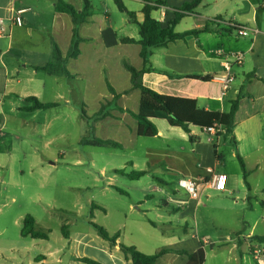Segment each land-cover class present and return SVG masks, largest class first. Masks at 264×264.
<instances>
[{
	"label": "crops",
	"instance_id": "obj_1",
	"mask_svg": "<svg viewBox=\"0 0 264 264\" xmlns=\"http://www.w3.org/2000/svg\"><path fill=\"white\" fill-rule=\"evenodd\" d=\"M64 1L72 4L79 11H82L85 7V0H76V2L75 0ZM158 1L151 0L150 5L157 7L151 15L163 27H166L174 19L176 9L194 0H162L165 3L164 5H158ZM220 1L222 2V0H203L195 12L187 14L176 27L178 33H183L207 23L210 25L211 31L201 33L198 39L194 36H188L184 40H178L165 48L154 49L148 65L151 70L144 73L142 79L145 86L160 94L195 99L199 108L208 111L230 112L233 103L238 101L237 125L234 129L237 146L235 148L230 139L224 135L217 137L212 132L200 129L201 133H199L196 128L191 129V135L195 137V142L191 143L189 134L181 128L170 126L165 118H152L158 129V135L154 139L168 141L178 139L183 143V147L171 148L167 144L165 148L147 149L145 164L149 167L151 164L154 165L161 161H166L167 166H165L171 172L170 177L173 185L178 181L176 185L179 188V193L173 189L174 195L170 199L173 203L172 211L178 212L180 217L184 219L192 216V210H196L195 208L199 205L200 198L199 200L191 198L187 191L179 186V180L192 181L203 193L206 189L214 190L211 186L214 174H226L228 177L226 191L218 192L215 190L216 192L229 196L237 193L239 195L237 197H226L234 205L240 204V201L242 205L247 202V208L251 212H254L257 206L263 210V213L258 218L252 220L251 232L249 235L244 236V243L248 245V248L255 247L253 254L256 259H261V256L264 259L263 253L259 257L254 253L258 247L264 246V243L252 240L254 236H264L254 234L259 222L261 220L264 221V199L262 198L264 196V0L262 2L258 0V3H256V0H231L226 9H221ZM102 2L103 8L101 9L100 7H95L89 1V19L79 30V34L83 38L80 44L81 53L77 59H68L66 63L67 70L71 76L67 77L57 73L48 74L45 72L49 77L43 79V82H45L42 84V89H45L47 82L51 78H56L54 82H50L55 84V87H61L63 83L58 79L65 77L68 82H75L74 84L79 86L77 82L87 77V85L94 89L101 79L104 82L107 95L101 92L100 97H103L104 101L100 102L99 110L103 103L114 99V95L110 93L107 84V82L110 83L108 75L111 68L108 66L113 50L118 52V58L121 59L123 67H125L124 62L129 63L130 57L136 58L137 61L134 66L136 69L142 70L148 67L140 57V45L122 42L126 38L138 41L140 39L139 26L127 17V19H123L125 21L124 28H115L109 20V11L105 8L104 0H101ZM122 2L129 11L136 13L139 23L143 22V9L147 4L145 0H122ZM103 9L105 10L103 11ZM20 10H26L22 14L24 19L23 26L13 25V18ZM26 14L32 15L26 17ZM46 18L49 21H45ZM1 19L4 21L8 32L5 36L0 37V57L4 53L12 55L17 64L9 69L0 68V84H2L0 86V95L4 96L7 93L9 84L16 83V85H21L24 82L22 75H25V77L32 74L37 76L40 71L35 70L32 66L44 65L49 62L44 64L41 62H26V59L27 55L41 52H44L45 56L51 57L52 38L56 43L62 37L69 42V46L66 48V55L63 54L60 48L63 56L67 57L73 36V22L69 15L55 11V0H43L41 5L32 4L31 0H0ZM236 23L242 25V27L257 30L258 33L254 34L251 32L247 37L239 36L237 30L233 28ZM27 24L30 26L24 28ZM128 29L132 30L131 34L127 31ZM37 34L44 38L50 37V44L44 47L42 51L34 43ZM4 40H8L7 44ZM17 48L19 50L23 49L22 51L28 50V54L20 56L13 53ZM85 53L89 59H92L90 66L80 67L76 65ZM235 54L243 55V60L240 64L235 63ZM28 69L32 70V74L26 73ZM226 73L232 74L235 80L228 91L225 92L218 77ZM10 75H12V78H8ZM29 80L32 81L33 79L30 78ZM110 85L120 96L117 104L124 109L137 113L142 99V92L132 89L131 74L130 85L127 88H119L111 83ZM70 91L73 94L75 88ZM27 95L40 99L39 92H32V94ZM55 96L61 98L63 95L59 94L57 90ZM127 97H131V108L119 103V101ZM40 102L52 103L46 102V100H41ZM100 122H103L105 126H114V124L124 126L125 129L122 128L120 133H122L126 142L115 138L110 139L121 142L123 149H128L129 144H137L140 138L137 134L138 121L128 112H120L117 108L112 107L110 115L95 121V125L97 126ZM154 151L156 152V158L155 156L152 157ZM237 152L242 157L249 172L250 191L244 182L242 169L241 171H236L235 168V171H231L228 168V163L231 165H234V162L239 163L236 156ZM208 169H211L213 173H208ZM143 171L147 173L146 167L143 168ZM161 181L159 183H167L166 181ZM159 189L162 191L159 185H151L152 191H158ZM180 191H183L185 195ZM146 197L149 198V195ZM167 207H169L168 203ZM184 207L187 210H184ZM159 216L162 217V215ZM149 223L157 227L151 220ZM1 234H3V231H0ZM67 234L68 238L63 235L67 243H62L60 247L56 248L49 244V239L37 240L32 238L37 244L45 243V246L42 247L44 248L43 254L34 256L35 262L37 264H86L75 260V258L92 257L94 259H90L101 264H127L119 247L111 250L107 243L106 245L97 243L95 237L90 233H69L67 231ZM193 239L196 238L194 237ZM118 242L122 243L120 238ZM189 242L190 240L185 239L183 242H178L162 249L186 250V245ZM201 243L203 242L196 241L195 247L188 252H195L200 248ZM241 243V240H234V247L237 246L239 248ZM130 246L139 249L135 244H130ZM96 247L100 250V257L92 254L93 249ZM162 249H156L154 254ZM12 250L8 249L4 242L0 244V264L19 263L16 261H20V259L16 257L15 250L13 254L11 253ZM69 251H71V255L68 258L67 254ZM187 262V255L167 253L160 257L156 264H186ZM262 262L259 264H264V261ZM204 264H228V261H212L209 263L205 261Z\"/></svg>",
	"mask_w": 264,
	"mask_h": 264
},
{
	"label": "rangeland",
	"instance_id": "obj_2",
	"mask_svg": "<svg viewBox=\"0 0 264 264\" xmlns=\"http://www.w3.org/2000/svg\"><path fill=\"white\" fill-rule=\"evenodd\" d=\"M31 1L37 5L43 3V0ZM89 1L95 7L103 8L101 0ZM230 3L231 0L220 1L221 9H226ZM104 5L109 11L108 17L113 26L124 28L123 19H127V16L118 9L114 0H104ZM31 15L26 14V17ZM45 21L49 20L46 18ZM29 26L27 24L24 28ZM127 31L132 33L130 29ZM35 37L34 43L41 51L50 44L49 36L44 38L37 34ZM4 41L7 44L8 40ZM57 43L66 55L69 42L62 37ZM22 50L17 48L13 53L20 56L28 54V50ZM117 53L112 51L108 78L111 84L127 88L130 85V73L121 64ZM50 60V57L41 52L27 55L26 62L44 64ZM136 61L135 57H130L128 62L135 66ZM91 62L92 59L85 53L76 65L85 67L90 66ZM13 65L17 64L12 55L4 53L0 57L1 69H9ZM27 71L29 75L32 74L31 69ZM22 76L24 82L21 85L9 84L6 95H0V231H3L0 244L6 243L8 249H13L12 254L15 250L16 257L20 259L16 261L18 264H37L34 256L43 254L42 247L45 246V243L37 244L31 237H22L23 219L27 215L36 219L37 230L51 231L49 244L53 248L67 243L62 232L64 226L69 233H90L97 243L106 245L90 224L93 222L104 227L111 235L120 233L122 244H135L139 247L138 250L147 255L154 254L156 249L187 239L190 242L185 247L186 251L192 250L196 241L203 242L205 261L208 263H263L264 259L255 258V247L248 248L244 243V236L251 232L252 220L258 218L263 210L257 206L251 212L247 208V202L242 205L239 199L240 204L234 205L226 197H237V193L229 196L211 189L201 193L199 189L200 203L195 211L192 210L190 218L184 219L178 212L172 211L173 203L170 199L174 195L173 189L176 192L179 190L176 185L178 181L173 185L166 161L149 167L145 161L147 149H161L167 144L171 148L183 147L178 139L168 141L140 137L137 144H129L128 149L85 143V140L94 137L115 138L126 142L120 133L124 126H105L103 122L96 126L94 119L82 117L84 109L87 116L92 118L99 110L100 102L104 101L100 94L102 92L107 95V91L101 79L92 89L87 85V77L77 82L79 86L75 82H68L65 77L57 78L63 83L61 87H55L50 81L54 82L56 78H51L47 87L42 89L45 82L43 79L49 77L45 72L40 71L37 76ZM8 78H12V75ZM30 78L33 80L30 81ZM74 88L75 91L71 94L70 90ZM57 90L63 95L61 98L55 96ZM32 92H39L40 101L56 103L58 107L25 110V107L32 104L25 100L29 97L27 94ZM119 103L131 108V97ZM198 131L201 133L199 129ZM155 153L154 151L152 157L156 158ZM145 167L147 173L138 179L115 173L116 170H124L126 173L144 172ZM228 168L231 171H235V168L236 171H241L237 162L234 165L228 163ZM152 184L159 185L162 191H152ZM181 193L185 195L183 191ZM93 205L99 208H93ZM150 220L157 227L152 226ZM254 234L264 235V221L259 222ZM237 239L242 241L239 248L234 247V240ZM258 248L264 255V246ZM92 252L93 256L100 257L97 247ZM70 255L71 251L67 254L68 258Z\"/></svg>",
	"mask_w": 264,
	"mask_h": 264
},
{
	"label": "trees",
	"instance_id": "obj_3",
	"mask_svg": "<svg viewBox=\"0 0 264 264\" xmlns=\"http://www.w3.org/2000/svg\"><path fill=\"white\" fill-rule=\"evenodd\" d=\"M147 4L143 9L144 20L139 23L137 21L136 13L131 12L124 5L122 0H114L118 9L126 14V16L134 23L139 26L140 39L135 41L134 39H123L122 42L125 44H138L141 46L140 57L144 64L148 66L150 64V57L153 54L154 49L165 48L169 44L174 43L178 40H184L188 36H194L198 39L201 33L210 32V25L203 24L199 28L189 30L183 33H178L176 27L182 21V19L190 13H194L195 10L201 5L203 0H194L189 3H185L181 8L175 10V17L171 20L166 27L152 17V12L156 10V6L150 5L151 0H145ZM158 5H164V1L159 0ZM55 11L58 13H64L71 17L73 22V36L70 45L69 52L65 58L61 52L59 45L52 38L51 40V60L44 65H34L37 71H43L48 74L57 73L70 77L71 74L67 70L66 63L68 59H77L81 53L80 44L83 38L79 34L80 27L86 23L90 16V4L88 0H85V7L82 11L77 10L72 4L64 0H55ZM242 25L234 24L233 28L237 30ZM125 68L131 74L132 89L140 90L142 92V99L140 101L139 110L134 113L130 110L124 109L117 104L120 96L116 93L115 89L108 84L110 93L114 95L113 101H107L103 103L99 112L92 118H89L86 111L82 110V117L85 119H94L95 121L106 118L110 115V109L112 107L117 108L120 112L130 113L138 121L137 134L139 137L154 138L158 135V129L152 118H165L168 124L172 127L181 128L187 134H189L190 142H195V137L191 135V129L197 128L203 131H207L210 128H218L221 131L216 134L217 137L224 135L229 138L232 144L237 146V141L234 135V129L237 125L236 112L238 110V101H235L232 105L230 112H214L199 108L198 103L192 98H182L176 96L164 95L156 92L143 84V74L149 72L151 67H146L142 70L136 69L134 66L127 62H124ZM196 78L199 77H189ZM32 104L25 107L27 111L45 110L55 108L58 105L52 103H42L36 97H27L25 99ZM85 143L92 144L94 146H107L115 149H123V146L110 139H99L94 137L93 139L85 140ZM241 169L243 171L244 182L250 191V184L248 182L249 172L245 167V163L242 157L237 152L236 154ZM115 173L125 175L132 179H138L144 176L145 172H131L126 173L124 170H116ZM93 208H99L97 205H93ZM90 224L94 227L97 234L103 239L112 250L115 247L120 248V252L127 264H156L157 260L167 253H175L178 255H187L188 262L186 264H204L206 260V252L204 244L201 243L200 248L195 252L189 253L186 250H174V249H162L158 253L153 255H147L139 251L134 246H126L119 243L120 234L114 235L102 226L97 225L93 222ZM154 225V223H152ZM62 232L65 238H68L67 227L62 228ZM51 231H39L37 230L36 219L27 215L23 219V228L21 235L23 237H31L37 240H48ZM252 240L264 243V236H254ZM75 260L86 263V264H101L95 260L87 257L75 258Z\"/></svg>",
	"mask_w": 264,
	"mask_h": 264
},
{
	"label": "built area",
	"instance_id": "obj_4",
	"mask_svg": "<svg viewBox=\"0 0 264 264\" xmlns=\"http://www.w3.org/2000/svg\"><path fill=\"white\" fill-rule=\"evenodd\" d=\"M26 12V10H20L18 11L17 15L13 18V25L16 26H23L24 19L22 18V14ZM234 26V25H233ZM8 30L5 26L4 21L1 19L0 20V37H3L7 34ZM253 32L254 34L258 33L257 30H251L246 27H241L237 29V33L239 36L247 37ZM235 63H241L243 60V55L242 54H235L234 55ZM218 80L220 81L223 90L226 92L230 88L231 84L234 82L235 77L230 74L226 73L220 77H218ZM208 132H212L214 134L219 133L221 130L218 128H210L207 130ZM208 173H213L211 169L207 170ZM227 180L228 177L226 174H214L212 181H211V186L214 190L218 192H224L226 191V186H227ZM179 186L184 188L187 193L190 195L191 198L195 200H199L200 195L198 194V186L193 183L192 181L186 180V179H180L179 180ZM264 249V248H263ZM255 255L259 257L261 255L260 248L256 249L254 251ZM263 258V256H261Z\"/></svg>",
	"mask_w": 264,
	"mask_h": 264
}]
</instances>
